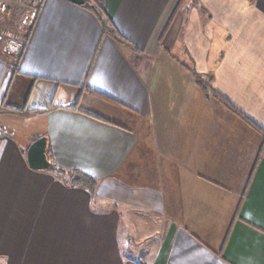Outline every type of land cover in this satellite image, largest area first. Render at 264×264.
<instances>
[{
  "label": "crops",
  "instance_id": "1",
  "mask_svg": "<svg viewBox=\"0 0 264 264\" xmlns=\"http://www.w3.org/2000/svg\"><path fill=\"white\" fill-rule=\"evenodd\" d=\"M104 9L124 43L45 0L19 62L0 49V126L36 132L0 129V264H264L263 137L211 93L264 129V0ZM44 136L94 192L29 167Z\"/></svg>",
  "mask_w": 264,
  "mask_h": 264
},
{
  "label": "trees",
  "instance_id": "2",
  "mask_svg": "<svg viewBox=\"0 0 264 264\" xmlns=\"http://www.w3.org/2000/svg\"><path fill=\"white\" fill-rule=\"evenodd\" d=\"M85 6H87L94 13V15L97 17L98 21L100 22V24L102 26L103 32L105 34L109 35L114 40L118 41L119 43L125 42V38L120 34V32L118 31L114 22L107 16L105 9H104V0H89L88 4ZM31 29H32V27H31ZM30 32H31V30H29L28 33L25 34L24 38L26 40L29 39ZM23 53L24 52H22L20 55L16 56V60L18 62H19L21 56L23 55ZM201 83L203 84L204 89L206 91H208L207 89L209 88V86L204 84L202 81H201ZM90 91L92 93L96 92L93 89H90ZM211 93L215 96L216 99H218V101H220L228 109H230L231 111H233L234 113L239 115L244 120L245 123H247L251 128H253L254 130H256L257 132H259L262 135V137H263V143H262V147H261V149H262L264 146V129L262 127L258 126V124H256L250 118L246 117L240 111L236 110L235 107L232 104H230V102L225 100V98L221 97L216 92L211 91ZM3 109H5L8 112L14 113L16 115H20V116H25L29 113V111L26 109H18V108L6 107V106H4ZM48 154H49V151H48ZM49 171L54 172L57 175L62 176V177H64L65 175L69 176L71 178L70 181L68 182L70 185L83 186V187L90 189V191H92V192H94L96 190L98 181L95 180L94 178L84 174V173H81V172L68 173L65 170H63L62 168H59L58 166L53 165V164H52V167Z\"/></svg>",
  "mask_w": 264,
  "mask_h": 264
},
{
  "label": "rangeland",
  "instance_id": "3",
  "mask_svg": "<svg viewBox=\"0 0 264 264\" xmlns=\"http://www.w3.org/2000/svg\"><path fill=\"white\" fill-rule=\"evenodd\" d=\"M22 9V10H20ZM23 7L19 8L18 11L13 13V15L9 16H4L0 15V49L4 51H8V42L9 39L12 37L17 38V37H24L25 34L28 33L29 28L31 27V23L29 19L26 17V12L23 11ZM21 11V12H20ZM26 101V100H25ZM25 101L22 105V108L24 107ZM93 113H101L100 115L107 117L109 119L118 121L119 123L126 124L125 121H123L121 118H119L116 114L114 113H105L101 110L94 109L91 110ZM22 118V119H20ZM24 117H18L14 116L13 122L11 121H6V123L11 125L10 129L12 131H16L18 134H24L30 138V141H32V137L34 133H36L34 130V126L31 124V122H26ZM17 119V120H16ZM20 120V121H19ZM6 123L3 124L4 127L6 128ZM4 127L0 126L1 130H4ZM20 131V133H19ZM234 200V198H233ZM232 198L228 197V206L233 203Z\"/></svg>",
  "mask_w": 264,
  "mask_h": 264
},
{
  "label": "built area",
  "instance_id": "4",
  "mask_svg": "<svg viewBox=\"0 0 264 264\" xmlns=\"http://www.w3.org/2000/svg\"><path fill=\"white\" fill-rule=\"evenodd\" d=\"M44 1L45 0H0V15H13V13L18 11L19 8L23 7V11L26 12V17L29 19L32 27L41 12ZM26 45L27 40L24 37H12L9 39L7 49L13 54L20 55L22 52H24Z\"/></svg>",
  "mask_w": 264,
  "mask_h": 264
},
{
  "label": "water",
  "instance_id": "5",
  "mask_svg": "<svg viewBox=\"0 0 264 264\" xmlns=\"http://www.w3.org/2000/svg\"><path fill=\"white\" fill-rule=\"evenodd\" d=\"M76 5H87L89 0H69ZM48 138L41 137L34 141L27 152V161L31 169L36 171H49L52 163L48 159Z\"/></svg>",
  "mask_w": 264,
  "mask_h": 264
}]
</instances>
